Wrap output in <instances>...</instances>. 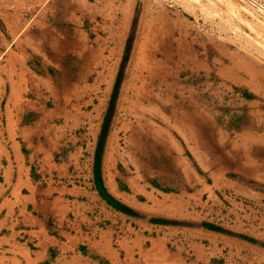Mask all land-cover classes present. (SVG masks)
I'll return each mask as SVG.
<instances>
[{"label": "rangeland", "instance_id": "rangeland-1", "mask_svg": "<svg viewBox=\"0 0 264 264\" xmlns=\"http://www.w3.org/2000/svg\"><path fill=\"white\" fill-rule=\"evenodd\" d=\"M85 1L43 0L41 6L49 7L53 22L73 28ZM89 2L98 11L87 26L118 28L127 4L129 37L134 28L103 148L102 174L106 184L112 140L113 182L122 191L138 192L141 204L114 196L140 216L124 212L117 217L120 210L107 204L116 219L114 230L125 227L124 217L144 221L149 226L146 247L154 245L161 261L264 264V197L252 194L264 193V144L246 146L253 127H264V0ZM106 61L98 58L91 72L75 54L50 61L47 76L56 78L57 91L44 93L50 106L60 101L74 105L66 125L78 120L72 130L77 133L86 132L84 112L101 105L96 150L123 59L114 63L109 77L108 66L115 61ZM180 152L191 165L179 162ZM149 191L154 201L148 205ZM198 228L216 236L197 234Z\"/></svg>", "mask_w": 264, "mask_h": 264}, {"label": "crops", "instance_id": "crops-1", "mask_svg": "<svg viewBox=\"0 0 264 264\" xmlns=\"http://www.w3.org/2000/svg\"><path fill=\"white\" fill-rule=\"evenodd\" d=\"M42 1L0 0V264H177L156 258L154 245L146 247L149 226L144 221L128 222L124 217L120 233L112 226V205L100 194L95 177L94 134L101 105L95 103L84 112L88 126L77 133L72 130L78 120L66 125L74 105L60 101L50 106L49 94H44L57 91L56 78L47 76L49 62L65 54L86 60L88 66L82 68L88 72L98 58L115 61L108 66L107 77L112 76L114 63L122 61L126 51L128 5L118 28L87 26L98 11L87 0L77 25L69 28L53 22ZM247 136L246 146H261L264 127H253ZM112 145L111 140L105 185L113 195L139 205L138 192L122 191L113 182ZM202 152L209 154L208 149ZM178 160L191 165L184 152ZM151 194L146 192L148 205L154 201ZM252 194L264 197L263 192ZM117 212V217L125 214ZM196 232L216 236L211 229Z\"/></svg>", "mask_w": 264, "mask_h": 264}, {"label": "trees", "instance_id": "trees-1", "mask_svg": "<svg viewBox=\"0 0 264 264\" xmlns=\"http://www.w3.org/2000/svg\"><path fill=\"white\" fill-rule=\"evenodd\" d=\"M133 33H134V28L132 29V33L130 35V37L127 39V45H126V51H125V55L122 61V67L120 68L119 71V75H118V79L115 83L114 86V91L111 97V101H110V106L108 108V111L106 113V117L103 123V127H102V131L100 133L99 136V142H98V147L96 150V158H95V177H96V184L98 187V190L100 191V194L104 197V199L107 200V202L109 204H111L112 206H114L116 209L123 211L127 214L130 215H135V216H140V214L131 206L125 204L124 202H122L121 200H119L118 198H116L111 192H109L108 188L105 185L104 182V178H103V171H102V153H103V148L106 142V138L108 135V131H109V127L111 124V119L113 117V113H114V109H115V100H116V95L119 89V85L120 82L122 80V75H123V71L124 68L126 66L130 51L132 49V43H133ZM155 222H159V223H172L174 221L169 220V219H165V218H153L152 219ZM204 225H206L209 228L212 229H216V230H221V231H225L222 227H218L212 223H208L205 222ZM248 238V237H247Z\"/></svg>", "mask_w": 264, "mask_h": 264}, {"label": "bare ground", "instance_id": "bare-ground-1", "mask_svg": "<svg viewBox=\"0 0 264 264\" xmlns=\"http://www.w3.org/2000/svg\"><path fill=\"white\" fill-rule=\"evenodd\" d=\"M113 147H114V145H112V147H111V148L113 149Z\"/></svg>", "mask_w": 264, "mask_h": 264}]
</instances>
